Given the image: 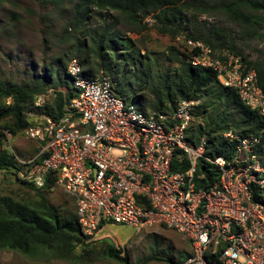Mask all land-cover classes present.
<instances>
[{
    "label": "built area",
    "instance_id": "built-area-1",
    "mask_svg": "<svg viewBox=\"0 0 264 264\" xmlns=\"http://www.w3.org/2000/svg\"><path fill=\"white\" fill-rule=\"evenodd\" d=\"M183 44L193 68L212 70L264 118L257 72L242 57L217 55L201 40ZM85 72L78 59L69 62L74 96L61 118L43 116L24 132L34 151L18 152L4 132L16 162L11 177L40 190L52 182L61 188L75 200L80 232L89 241L111 224L136 232L163 227L189 242L182 264H264V128L223 133L225 155L216 157L206 136L196 141L190 135L197 100L179 101L171 113H144L116 95L113 77ZM51 99V92L39 95L35 107ZM201 161L215 177L199 172Z\"/></svg>",
    "mask_w": 264,
    "mask_h": 264
},
{
    "label": "trees",
    "instance_id": "trees-1",
    "mask_svg": "<svg viewBox=\"0 0 264 264\" xmlns=\"http://www.w3.org/2000/svg\"><path fill=\"white\" fill-rule=\"evenodd\" d=\"M199 0H53V4L64 6L71 4L73 18L64 29V37H76V56L89 77H96L104 72L111 77L119 78L115 88L118 97L126 104L135 103L139 99L140 109L144 113H171L176 104L182 100H197L198 107L194 112V122L190 135L198 141L206 136L209 142V152L214 156H224L226 141L222 134L233 130L243 135L256 134L264 128V118L251 111L240 100L237 91L222 86L217 75L210 69L193 68L189 64L191 54L185 47L171 45L168 48L165 62L176 65L173 73L164 70L157 71V64L149 56L147 63L142 59L141 49L127 33L140 35L146 31L147 17H154L158 31L171 40L177 39L183 29L182 15L194 7ZM218 12L225 15L234 24L253 37L264 40L261 32L264 30V0H222L205 7L201 12ZM102 23L100 32H92L87 26L91 17ZM18 16L13 14V19ZM214 32V31H213ZM190 39L202 40L213 53L222 49V45L214 44L213 33L208 37L197 38L187 35ZM231 53L239 56L230 50ZM196 53V52H195ZM220 53V52H219ZM242 57V56H241ZM245 65L257 72L260 88L264 92V64L251 62L242 57ZM69 65V64H68ZM123 66L125 72L120 74ZM67 75V60L59 64ZM58 68V72H60ZM51 77L39 80L26 86L6 83L0 80V173L12 176L11 169L16 167L14 156L5 148L4 132L8 131L15 138L33 126L30 114L37 112L42 117L59 119L65 107L74 94L69 85L57 83L54 86L65 89L54 94L50 105L36 108V97L49 92ZM8 99H12L10 104ZM201 113L197 114V109ZM184 163L183 169H187ZM209 164L201 161L199 172H210ZM3 171H6L3 172ZM210 182L213 177H209ZM21 187L36 194L33 200L19 199L16 195L0 194V249L32 255L40 248L54 251L58 259L69 260L81 248L88 254L97 239H85L78 224L76 212L64 215L61 209L50 204L44 192L51 191L54 183H49L44 189H37L24 182L17 181ZM74 205L75 200L72 198ZM104 228L101 226L100 231ZM105 256L126 264V258L113 245L105 249ZM190 254H187V258ZM171 264H182L184 260ZM143 264H148L144 262Z\"/></svg>",
    "mask_w": 264,
    "mask_h": 264
},
{
    "label": "rangeland",
    "instance_id": "rangeland-1",
    "mask_svg": "<svg viewBox=\"0 0 264 264\" xmlns=\"http://www.w3.org/2000/svg\"><path fill=\"white\" fill-rule=\"evenodd\" d=\"M51 1L53 0H0V80L26 86L51 77L49 92L53 100L56 92L65 90L55 87V84L66 82L69 88L73 87L71 79L65 75L59 64L66 59L68 66L72 59H77V45L80 42L75 36L64 37V29L73 18L71 4L59 6ZM221 1L199 0L194 3V7L182 15L183 29L177 39L171 40L170 37L160 34L154 17L146 18L148 29L140 35H126L141 49L145 65L148 62L145 58L149 56L157 64V71L161 69L173 73L176 69V65L165 62L169 46L178 45L182 48L184 41L188 39L187 35L197 38L208 37L212 33L217 37L213 38L214 44L223 46L222 49L215 50L217 55L228 54L232 50L251 62L264 64L263 39L253 37L251 32L244 31L225 15L214 11L201 12L205 3L212 7L215 2ZM13 14L18 16L17 20L13 19ZM87 27L92 32H100L103 28L101 21L94 16ZM261 34L264 36V30ZM58 68L61 69L60 72ZM119 72L123 75L125 68L121 66ZM114 80L118 85L119 78L114 77ZM134 104L140 108L138 98ZM196 113L200 114L201 109H197ZM29 116L32 124L43 120L37 112ZM194 122L197 124L198 120L195 119ZM13 144L20 153L35 150V145L22 134L14 138ZM44 193L49 203L61 209L64 215L76 212L72 198L61 188L53 187L51 191ZM0 194L16 195L19 199L26 200L36 198L34 192L21 187L4 173H0ZM96 242L88 254L77 248L69 260L58 259L54 251L43 248L32 255L0 249V264H124L105 256L108 245H113L122 252L121 256L126 258V264H171L169 260L172 259L173 262L185 261L191 251L189 242L179 233L163 227L136 232L128 227L111 224L98 233Z\"/></svg>",
    "mask_w": 264,
    "mask_h": 264
}]
</instances>
